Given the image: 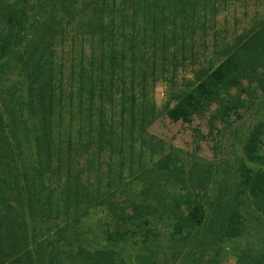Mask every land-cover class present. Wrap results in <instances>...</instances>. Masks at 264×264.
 Returning a JSON list of instances; mask_svg holds the SVG:
<instances>
[{"label":"rangeland","instance_id":"1","mask_svg":"<svg viewBox=\"0 0 264 264\" xmlns=\"http://www.w3.org/2000/svg\"><path fill=\"white\" fill-rule=\"evenodd\" d=\"M57 2L62 5L52 0H0V24L3 15H10L21 7H26L27 16L34 17L29 25L28 37L22 44V54L43 38L47 39L52 53L55 54L52 59L55 64L52 66L49 82L46 80L39 83L34 92L39 103L41 120L45 123L50 121L56 142L44 182H50L53 186L58 183L63 187L67 181L66 176L70 174L71 197L81 183V189L85 188V192L91 191L89 200L92 202L95 201L93 199L96 191L102 195L114 194L115 191V197L119 201L128 202V199L134 198L136 203H140L142 191L149 185H154L149 189V199L145 202L146 205L152 206L153 213H161V206H170V210H173L177 201L180 204L188 202L191 207L197 204L202 212L208 210L207 220L202 225L203 231L205 229L207 232L205 238L201 239L202 246L188 252L183 259L182 253L176 251L169 235L173 219H170L165 210L159 220L156 216L150 217V229L157 240L153 243L157 264H240L241 252L249 248L260 252L264 257V221L258 223L246 216L249 220L248 234L235 238L223 235L224 226L221 224L235 197L239 182L237 169L240 163L245 161L243 146L246 137L257 124L264 122V54L257 61L251 60L250 57L246 60L244 58L236 70L227 66V70H219L224 61L236 52L239 43L255 40L254 36L262 31L264 0H217L219 5L215 14L211 15L207 10L203 13L204 18L200 21L204 20L205 24H201L204 30L201 29L192 36L193 47L189 46L184 52L186 59L183 65L178 62L176 66L170 64L171 67H165V72L161 71L162 62L158 52L153 55L151 49L147 48L148 43L145 44L147 52L143 63H140L137 56L138 50L134 51L137 57L127 53L124 59L127 70L122 74L124 82L119 85L116 81L117 89H124L126 94L131 90L138 96L144 88L143 94L147 103L152 104L155 118L151 124L146 125L142 134L139 128L135 127L133 138L126 136V143L124 138L116 139L114 144L106 141L104 146L107 148L100 153L97 151V136L94 132V145L88 153L84 148H78V145H83L91 135H88L87 131L85 110H77L80 104L76 102L75 94L77 72L82 68L99 74L102 66L100 56L108 50V44L100 42V36L90 35V25L97 23L98 19L107 23L112 19L114 25L121 26L124 20L126 23L122 29L116 30L125 35L122 40L129 41L139 40L136 34L139 38H146L151 33L144 27L141 9L136 12L137 8L130 6L128 0ZM66 11L72 12L71 15L67 12L65 16ZM73 13L77 15L73 16ZM0 27L4 26L1 24ZM23 32L27 34L25 30ZM52 34L54 36L50 37ZM259 39L260 43H263V38ZM116 40V44L120 45L121 37ZM229 46L233 50L224 53ZM254 48V55L251 56H259L263 48L259 47L260 53L256 51V43ZM180 58V54H175V61L171 60L181 62ZM131 67L134 68V75L131 73ZM142 67L147 74L145 82L139 77ZM206 68H210L208 73H227L224 79L219 78L220 94H212L209 99L198 97V103L189 108L188 117L171 120L165 114L164 106H173L174 102L170 100L173 94L178 96L207 81V71L201 73V70ZM200 75L203 76L199 77ZM196 76L199 77L197 81ZM20 83L21 87H24V81ZM4 85L10 89L12 82ZM2 86L1 84V89ZM112 93L115 98L113 102H106L105 110L107 117L113 119V127L119 133V107L116 99L120 93ZM27 112L29 114L28 110ZM27 112L23 115L22 110H19L18 115L21 113V118L27 119ZM0 113L4 117L7 111L0 107ZM48 116H53L50 117L52 120ZM23 128L24 124H21L19 129ZM260 141V154L264 155V127ZM28 143H21V152L30 154L32 151L34 157L38 158L34 149L36 143L40 147L44 146L43 142L39 140L36 143ZM164 158L168 160L169 170H161L159 173L152 171L154 164ZM8 190L6 187V194H9ZM81 200L85 201V198L82 197ZM79 206V211L87 208L84 203ZM70 207L75 210V203ZM131 213L129 211V214ZM19 220V216L11 215L2 224L13 238L21 232ZM109 220L101 208L89 210L88 215L79 223L80 231L86 240L83 242L86 249L92 251L102 247L105 241L104 231L109 230L106 228L110 225ZM37 223L40 227L39 219ZM197 227L198 225L193 226L190 231L193 236L197 233ZM209 227L214 228L213 231L208 229ZM144 230L139 229L140 235L114 246L120 258L123 255L127 262L138 264L135 256L143 244L140 237ZM44 238L38 237L37 240L42 242ZM34 255L35 252L32 251V256ZM64 262L68 264L69 260Z\"/></svg>","mask_w":264,"mask_h":264},{"label":"trees","instance_id":"2","mask_svg":"<svg viewBox=\"0 0 264 264\" xmlns=\"http://www.w3.org/2000/svg\"><path fill=\"white\" fill-rule=\"evenodd\" d=\"M52 1L58 3V0ZM128 1L130 6L137 8L136 12L141 9L144 27L151 34L146 38L145 36L139 38L136 34L139 39L137 41L122 40V36L125 35L119 34L116 28L122 29L123 24L126 23L124 20L121 26L114 25L112 19L108 23L98 19L97 23L90 25V35L100 36V42L107 43L108 50L100 56L102 66L99 74L82 68L77 72L78 81L75 94L77 95L76 102L80 103L77 110L79 112L85 110L88 120L87 131L88 135H91L83 145H78V148L79 150L84 148L86 153L94 145L93 132L97 136L96 147L100 153L107 148L104 146L106 141L114 144L116 139L124 138L126 143V136L133 138L135 127H138L142 134L146 125L151 124L155 118L154 108L152 104L147 103L145 94H143L144 88L138 96L131 90L126 94L124 89L121 91L117 89L116 81L119 85L124 82L122 74L127 70L124 64L126 54L130 53L132 57L139 56L140 63H143L147 52L145 44L148 43L147 48L151 49L152 54L156 55L157 52L159 54L162 72L171 67L170 64L176 66L178 62L179 65H183L186 59L184 52L187 48L189 49V46L193 47L192 36L201 29L204 30V26L201 27L205 24L204 20L200 21L204 18L203 13L207 10L211 15L215 14L219 5L217 0ZM25 9L26 7H21L10 15H3L1 24L4 27H0V36H2L0 42V107L3 111H7L4 117L0 113V264H65L64 260H69L68 264H131L123 255L120 258L114 246H119V242L140 235L139 229L145 230L141 233L140 241L143 244L140 252L135 256L136 262L157 264L156 250L153 248V243L157 240L150 229L152 222L150 217L156 216L159 220L164 210L170 219H173L169 235L176 251L182 253L181 259L191 250L201 247V239L207 235L202 225L207 220L208 210L202 212L197 204L191 207L188 202L180 204L177 201L174 203L176 207L173 210H170L172 208L170 206H161V213H153L152 206L146 205L145 202L149 199V189L154 185H149L142 191V196L139 197L142 199L140 203H136L134 198L128 199V202L119 201L115 197V191L110 195L98 194L96 191L93 199L95 201L92 202L91 199L89 200L91 191L85 192V188L81 189V183L71 197L70 174L66 176L67 181L63 187H60L58 183L53 186L50 182H44L51 163L50 155L56 142L50 121L45 123L41 120L39 103L34 92L39 83L46 82V80L49 82L52 66L55 64L52 62L55 54L52 53L51 45L45 38L31 45L29 51L21 53L24 47L22 44L28 37L29 25L34 18L27 16ZM67 12L69 11H66L65 16ZM69 13L70 16L72 12ZM76 15L73 13V16ZM24 30L27 34H24ZM117 37H121L120 45L116 44ZM254 37H256L255 40L239 43L236 52L224 61V65L219 70L223 68L227 70V67L236 70L244 58L246 60L250 57L251 60L256 59L257 61L264 54V27L260 34ZM259 38H263V43H260ZM255 43L257 52L260 53L259 47L263 48L259 56H251V54L254 55L252 52L255 51ZM25 47L27 48L28 45ZM137 50L136 56L134 51ZM232 50L229 46L223 52L227 54V51ZM246 52L248 53L245 54ZM175 54H180L181 62H174ZM208 69L210 68L201 70V73L207 71V81L178 96L173 94L170 99L174 102L173 106L171 108L169 104L164 106V112L171 120L177 121L188 117L189 108L198 103V97L209 99L212 94L216 96L220 94L219 78L224 79L227 73L221 75L217 74L218 72L208 73ZM130 70L134 75V68L131 67ZM141 71L139 77L142 82H145L146 71L143 67ZM199 77L196 76L195 81ZM9 81L12 82V86L7 89L4 84ZM21 81H24V87H21ZM112 92L120 93L116 99L119 107L117 123L119 133L113 127V119L107 117L105 110L106 102L111 100L113 102L115 98ZM19 110H22L23 115L27 110L29 111L27 119H22L21 113L18 115ZM50 111L52 112L51 109ZM28 121L30 126H28ZM21 124H24L23 130L19 129ZM263 127L264 122L257 124L248 133L243 146L245 161H242L237 169L239 182L235 197L226 217L221 222L224 226L222 233L228 238L240 237L247 233L249 221L247 217L258 223L264 221V168H262L264 155L260 154V136L263 133ZM39 140L44 146L37 145L36 141L39 142ZM24 142L36 143L34 151L38 158L34 157L32 151L30 154L21 152V143ZM30 149H32L31 146ZM167 161L166 158L157 161L152 171L159 173L161 170H169ZM6 187L9 189V194L5 192ZM82 197L85 201L81 200ZM73 199L75 201H72ZM73 202L76 206L75 210L70 209ZM83 203L87 204V208L79 211L78 206ZM249 206L252 209H249ZM96 208H101L108 215L110 225H105L109 230L104 231L105 241L102 247L90 251L83 245L86 240L80 231L79 223L88 215L90 209L96 210ZM129 211L133 214H129ZM11 215L20 217L21 232L14 238L2 227L5 219ZM38 219L41 222L40 227H38ZM196 225H198L197 233L193 236L190 231ZM208 229L213 231L214 228L209 227ZM38 237L45 238L42 242H38ZM32 251L35 252L34 256H32ZM239 263L264 264V257L260 252L257 253L249 248L241 252Z\"/></svg>","mask_w":264,"mask_h":264}]
</instances>
